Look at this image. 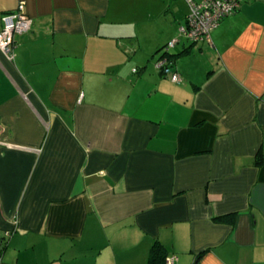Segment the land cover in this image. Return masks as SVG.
I'll list each match as a JSON object with an SVG mask.
<instances>
[{"label":"crops","instance_id":"obj_1","mask_svg":"<svg viewBox=\"0 0 264 264\" xmlns=\"http://www.w3.org/2000/svg\"><path fill=\"white\" fill-rule=\"evenodd\" d=\"M20 1L32 27L0 49L4 264H149L156 243L174 264H264V0L200 43L180 27L202 0H0V31Z\"/></svg>","mask_w":264,"mask_h":264},{"label":"built area","instance_id":"obj_2","mask_svg":"<svg viewBox=\"0 0 264 264\" xmlns=\"http://www.w3.org/2000/svg\"><path fill=\"white\" fill-rule=\"evenodd\" d=\"M244 0H202L201 2H190V12L187 16L186 23L180 27L181 35L193 43L211 42L212 31L227 16L235 13L240 9ZM3 28L0 31V49L10 58H14L15 36L29 31L32 27L33 20L26 14L25 2L20 1L15 11L3 16ZM178 40H172L165 47L169 49L175 45ZM168 63V58L164 57L160 61V67ZM137 71V68L134 69ZM173 81L180 83L182 76L174 73ZM0 146H12L11 143L1 139ZM10 233L8 232L7 235ZM0 249L2 243L0 242ZM2 252L0 250V264L2 262ZM178 257L176 255L167 259L168 264H174Z\"/></svg>","mask_w":264,"mask_h":264},{"label":"trees","instance_id":"obj_3","mask_svg":"<svg viewBox=\"0 0 264 264\" xmlns=\"http://www.w3.org/2000/svg\"><path fill=\"white\" fill-rule=\"evenodd\" d=\"M164 56L162 58H164L165 56L168 58L169 61H173L176 55H172L169 52H165L163 54ZM264 162V153L262 152V150L259 151L258 155H257V164L260 165ZM3 249H4V245L2 246V257H3ZM166 250L165 248L160 244V243H156L150 252V262L149 264H166V259H167V254H166ZM1 264H4V260L2 258V262Z\"/></svg>","mask_w":264,"mask_h":264},{"label":"rangeland","instance_id":"obj_4","mask_svg":"<svg viewBox=\"0 0 264 264\" xmlns=\"http://www.w3.org/2000/svg\"><path fill=\"white\" fill-rule=\"evenodd\" d=\"M182 38H183L184 40L186 39V37H185L184 35H182L181 39H182ZM186 40H187V39H186Z\"/></svg>","mask_w":264,"mask_h":264}]
</instances>
